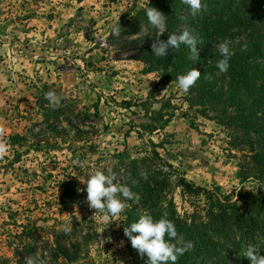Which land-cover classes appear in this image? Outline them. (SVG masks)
<instances>
[{"label":"rangeland","instance_id":"374dc122","mask_svg":"<svg viewBox=\"0 0 264 264\" xmlns=\"http://www.w3.org/2000/svg\"><path fill=\"white\" fill-rule=\"evenodd\" d=\"M146 1L0 0V139L7 146L0 158V264L49 261L55 239L75 252L64 264H134L140 254L124 235L132 224H125L126 209L119 221L104 222L88 205L87 179L98 170L115 173L118 154L146 156L150 143L174 171L167 195L178 214L205 203L175 186V175L239 208L238 195L257 191L258 178L239 173L240 163H251L248 154L242 157L239 135L195 114L186 100L221 73L201 75L184 93L177 78L146 72L135 58L155 26L137 21L124 31L130 13ZM225 41L229 48L242 44L230 35L216 48ZM197 47L198 59L190 58L178 75L208 61L204 46ZM50 91L59 106L45 98ZM163 100L170 115L151 119Z\"/></svg>","mask_w":264,"mask_h":264},{"label":"trees","instance_id":"16d2710c","mask_svg":"<svg viewBox=\"0 0 264 264\" xmlns=\"http://www.w3.org/2000/svg\"><path fill=\"white\" fill-rule=\"evenodd\" d=\"M201 4V11L193 16L190 6L182 0H147L130 13V29L124 32H130L137 21L150 25L146 15L148 7H155L165 14L166 32L159 35L157 28L151 27L145 36L150 39L149 44L139 48L135 58L144 64L146 72L159 71L166 80L180 75L178 71L188 66L191 52L188 46L181 44L179 49H169L166 56H157L151 47L157 39L166 41L169 35L180 34L186 26L194 29L208 60L200 62L202 67L195 69L201 75L209 76L220 72L216 65L223 59L215 44L230 35L242 39L241 45L230 47V66L219 75L218 81H208L204 89L195 86L194 94L186 100L196 106L195 114L214 119L239 135L238 144L244 150L242 157L248 154L251 162L240 163L239 173L242 177L253 175L258 178L257 191L238 195L236 199L242 200L239 208L235 200L230 202L220 198L175 175V186L188 195L203 196L205 203L200 209L178 214L167 195L174 171L155 150L157 145L151 143L147 155L138 159L118 154L120 167L114 174L120 184L130 187L138 197L131 200L122 197L129 206L126 208V225L137 222L145 213L152 215L154 220L167 218L174 223L178 237H182V244L178 246L192 243L193 247L180 255L176 264H251L244 256L249 245L256 246L258 254L264 256V0H201ZM168 107V100L161 101L159 109L151 111V119L162 115L167 118L170 113L163 110ZM250 133L254 138L249 136ZM62 184L65 187L63 194L71 196L70 189L64 182ZM172 242L176 243L175 240ZM52 252V258L44 264H64L76 256L56 239ZM58 255L63 257L59 259ZM133 262L148 264V257L145 254Z\"/></svg>","mask_w":264,"mask_h":264},{"label":"clouds","instance_id":"9594fccd","mask_svg":"<svg viewBox=\"0 0 264 264\" xmlns=\"http://www.w3.org/2000/svg\"><path fill=\"white\" fill-rule=\"evenodd\" d=\"M191 8L193 16L197 15L201 9V0H182ZM146 15L149 22L158 29L159 35L164 34L167 30L166 19L164 13L155 7L146 8ZM120 23L113 27L114 35L120 34ZM198 43L200 41L198 35L194 34V29L187 26L180 34H171L167 40L157 39L152 44L153 54L157 56H166L169 49H179L181 44L188 46L191 52V59H198ZM230 41H225L219 45V50L223 59L217 62V68L220 73L226 72L230 66L229 60L232 55L229 45ZM201 77L199 70L192 68L187 74L177 77L178 87L184 93H187L193 87L197 80ZM45 98L52 103L53 106H59L60 98L55 92H48ZM3 135V128H0V137ZM7 151V146L0 139V158ZM87 202L91 209L96 213H100L101 219L104 222L111 224L114 221H119L120 214L128 207L120 198L122 195L126 200L138 199L137 195L131 191L130 187L122 185L118 182L117 176L109 170L108 174L103 171H95L87 179ZM78 214V213H76ZM79 215V214H78ZM62 230L68 234L72 231L71 223H66ZM138 233V235H133ZM124 235L131 241V245L138 251L141 257L145 254L148 257V264H176L178 255H183L190 250L193 245L188 242L184 246L182 237H178L177 229L174 223L167 218L154 220L153 216L145 213L141 215L137 222L124 228ZM168 237V239H166ZM110 239V238H109ZM175 240L176 243L172 241ZM105 241L102 239V243ZM123 243V242H121ZM259 249L254 245H249L244 253V256L251 261V264H264V256L258 254ZM27 264H44L43 260L29 258Z\"/></svg>","mask_w":264,"mask_h":264}]
</instances>
